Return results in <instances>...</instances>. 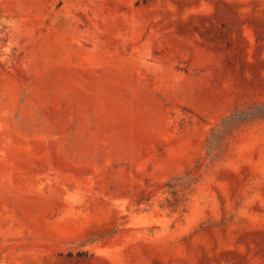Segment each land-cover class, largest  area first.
I'll return each instance as SVG.
<instances>
[{
    "label": "rangeland",
    "instance_id": "rangeland-1",
    "mask_svg": "<svg viewBox=\"0 0 264 264\" xmlns=\"http://www.w3.org/2000/svg\"><path fill=\"white\" fill-rule=\"evenodd\" d=\"M0 264H264V0H0Z\"/></svg>",
    "mask_w": 264,
    "mask_h": 264
}]
</instances>
